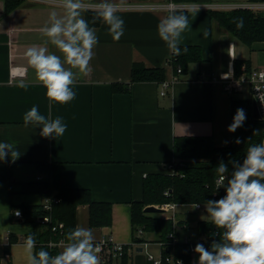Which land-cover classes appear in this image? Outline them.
<instances>
[{
    "label": "crops",
    "instance_id": "obj_1",
    "mask_svg": "<svg viewBox=\"0 0 264 264\" xmlns=\"http://www.w3.org/2000/svg\"><path fill=\"white\" fill-rule=\"evenodd\" d=\"M52 1L23 0L6 13L0 0V142L14 143L21 152L14 163L10 157L0 161V264H27L25 241L30 234L35 237L39 227L13 217V209L42 204L44 198L24 192L22 183L46 177L53 194L85 189L93 202L111 205V225L103 227H90L86 204L75 209V227L91 229L94 243L109 237L117 243H131V204L141 200L145 177L167 172L174 138L210 137L216 147L229 145L230 97L216 78L234 72L236 62L248 61L251 70L264 71V41L247 46L209 15V10L245 0H193L190 3L202 8L188 10L189 28L180 46H198L202 61L190 63L164 95L160 94L162 83L157 82L133 83L129 92L113 93L112 83H129L135 63L164 68L165 81L174 72L167 63L171 53L157 33L159 21L171 13L144 8L168 0H111L124 21L123 36L114 41L102 20L93 27L98 44L90 71L78 76L75 99L58 104L48 100L25 56L32 45L59 54L40 31L53 11L63 13ZM82 16L85 19L86 10ZM21 81L28 87H18ZM33 106L46 118L62 117L65 134L44 138L41 127H25L23 115ZM38 164L49 165V171L39 170ZM147 234L148 239H156L153 233ZM9 236L16 240L6 253ZM61 247L62 243L58 252ZM135 253L143 255L136 257L140 264L149 263L144 252Z\"/></svg>",
    "mask_w": 264,
    "mask_h": 264
},
{
    "label": "clouds",
    "instance_id": "obj_2",
    "mask_svg": "<svg viewBox=\"0 0 264 264\" xmlns=\"http://www.w3.org/2000/svg\"><path fill=\"white\" fill-rule=\"evenodd\" d=\"M55 3L63 13L58 15L53 11L49 23L40 31L59 54L50 52L46 46L32 45L25 56L35 81L45 89L48 100L67 104L76 97L73 86L78 76L89 73L93 50L98 44L95 29L89 26L82 12L94 10L95 19L107 25L114 41L123 36L124 21L117 15L118 6L111 0L94 4L86 0H55ZM234 23L237 29L244 26L243 18L235 19ZM188 28L186 15L172 13L159 21L157 33L169 52L179 56L189 50L187 46L180 47L182 34ZM17 86L28 87L23 81ZM22 119L25 127H41L40 135L44 138L62 137L67 129L62 117L46 118L37 106L25 112ZM246 119L245 110L238 108L227 131L236 132ZM241 142L240 138L234 141ZM20 155L14 143L0 142V161L10 157L14 163ZM215 172L216 191L223 188L225 194L217 200L204 202L207 215L203 217L217 229L212 235L218 238L212 240L209 248L201 243L195 245L194 252L199 257L197 264H264V142L249 146L242 161H220ZM197 207L198 203L193 206ZM94 239L91 229L78 225L65 234L61 250L52 255L44 248L34 251L36 240L30 234L25 241L27 264H100L99 247Z\"/></svg>",
    "mask_w": 264,
    "mask_h": 264
},
{
    "label": "trees",
    "instance_id": "obj_3",
    "mask_svg": "<svg viewBox=\"0 0 264 264\" xmlns=\"http://www.w3.org/2000/svg\"><path fill=\"white\" fill-rule=\"evenodd\" d=\"M23 0H4L5 12L9 13L21 4ZM144 1V0H134ZM175 3H190L193 0H172ZM257 2L262 0H249ZM172 13L184 14L188 17V11L183 9L174 10ZM171 13V14H172ZM211 18L217 21L219 26L230 35L249 46L253 42L264 41V11H253L250 9H230V10H209ZM94 10H86L85 20L90 27L99 25L100 19H95ZM243 18V28L237 29L234 20ZM181 49L185 46H180ZM188 52L179 56L171 54L167 63L176 74L180 69L183 74L190 63L202 61L201 50L198 46H187ZM244 64L243 70L240 66ZM234 73L238 76L242 71L249 73L251 68L248 61L235 64ZM165 81L164 68H146L141 64H133L130 71L129 83H112L113 93L129 92L130 85L138 82ZM249 92V91H248ZM230 97V124L238 108H243L247 119L241 128L230 133V142L226 147L214 146L210 137H180L173 140V173L164 172L162 174H152L145 177L142 186V198L140 201L131 204V224L135 235L136 229L142 228L145 233H153L156 239L164 238L171 231V222L162 221L158 214L145 213L146 206L172 202L176 205L194 206L200 204L204 207L207 200H217L225 192L221 188L216 191L215 180L217 179L215 167L220 161L228 163L230 160L242 161L249 146L259 144L264 140V121L256 120L252 117V97L250 93L247 98L238 96ZM236 138L242 141L240 144L234 143ZM167 163V164H168ZM41 171H49L50 166L38 164ZM231 171V165H229ZM230 174V172H229ZM23 191L27 193H38L43 198H55L52 201L50 211L43 209V204L35 206H23L18 210L22 213V219L26 223L39 224V231L36 238L34 251L44 248L50 254L58 253V245L63 243L65 234L75 228V209L79 204H86L89 207L90 227L110 226L112 221L111 205L108 203H96L91 199V194L85 189L62 190L57 194L51 191L49 177L39 180L23 182ZM165 192L168 194L166 195ZM59 203V204H58ZM23 210V211H22ZM14 211V209H13ZM34 213V214H33ZM48 215V223H38L39 219ZM28 221V222H27ZM30 221V222H29ZM57 223H62V229L52 230ZM196 229L206 233L208 237L217 229L210 222H197ZM34 236V235H33ZM61 236V237H60ZM16 239L8 237V245L4 251L9 252V245ZM133 242H137L136 236ZM51 245V246H50ZM126 249V248H125ZM116 264H131V256L124 252ZM112 262V263H113Z\"/></svg>",
    "mask_w": 264,
    "mask_h": 264
},
{
    "label": "built area",
    "instance_id": "obj_4",
    "mask_svg": "<svg viewBox=\"0 0 264 264\" xmlns=\"http://www.w3.org/2000/svg\"><path fill=\"white\" fill-rule=\"evenodd\" d=\"M39 2H50V0H32ZM55 3V1H52ZM145 9H156V10H165L169 13H172L174 10L183 9V10H192L202 8L197 4H181L175 3L172 0H168L163 5H149L144 7ZM250 9L253 11H264V0L257 2L243 3V4H232L224 6L221 10H230V9ZM169 59V58H168ZM180 69H177L176 74L170 81L162 82V89L160 91L161 95L166 93V89L171 86V84L177 79V76L180 75ZM216 81L221 83L224 91L228 96H238L244 90L248 89L252 100L256 102L257 111L261 121H264V71L260 69H252L249 73L242 71L238 76L234 72L230 71L229 73L221 74L216 78ZM264 142V140H263ZM175 164L168 163L165 166V169L168 173H173V168ZM167 195L168 193L165 192ZM52 201L57 202L58 199L55 198H44L43 207L45 210L50 211ZM154 207L161 210L159 218L162 221L171 222V231L165 235L164 238L150 240L145 237V233L142 228L136 229L135 236L136 238H141L140 242H131L127 245L114 242L110 237L102 239L98 243H95L99 247L98 257L100 264H112L113 261H119L124 254L127 252L131 255L132 252H136L137 247L142 249L144 252V257L149 264H197L198 254L194 252L195 245L197 243L203 244L206 248L210 247V244L213 239L218 237H208L206 233L199 232L196 229L197 237L196 239H191L187 233L188 224L185 221L177 220V211L176 208L178 205L172 202L162 203L153 205ZM202 205L199 204V207L195 208L196 210H201ZM19 212V215H17ZM13 217L22 219V213L20 210L13 211ZM50 217L48 215L43 216L39 219L38 223H48ZM39 225V224H37ZM63 224L57 223L53 226L52 230L62 229ZM155 246V252L149 251L150 247ZM126 248V249H125ZM5 257H8V254H5Z\"/></svg>",
    "mask_w": 264,
    "mask_h": 264
},
{
    "label": "rangeland",
    "instance_id": "obj_5",
    "mask_svg": "<svg viewBox=\"0 0 264 264\" xmlns=\"http://www.w3.org/2000/svg\"><path fill=\"white\" fill-rule=\"evenodd\" d=\"M249 0H245L244 3H248ZM249 95L248 89L244 90L241 94L238 95L239 98H247ZM177 211V220L185 221L188 224V229L186 235H188L192 240L196 239L197 232H196V225L199 221H206L203 216H206L205 207L201 210H196L193 206H186V205H178L176 208ZM155 214V213H153ZM202 217V218H201ZM135 236V235H134ZM146 238H150L148 234H145ZM152 239L154 236L151 237ZM149 251L155 252L156 248L152 245L148 249ZM134 257L131 258V264H140L139 260L136 257L143 256L142 254H136L135 252H130ZM112 264H116L113 262ZM149 264V263H148Z\"/></svg>",
    "mask_w": 264,
    "mask_h": 264
},
{
    "label": "water",
    "instance_id": "obj_6",
    "mask_svg": "<svg viewBox=\"0 0 264 264\" xmlns=\"http://www.w3.org/2000/svg\"><path fill=\"white\" fill-rule=\"evenodd\" d=\"M252 117H253L254 119H256V120H260V117H259V114H258V111H257V107H256V102H255L254 99L252 100ZM143 211H144L145 213H155V214L161 212L160 209L154 207L153 205L146 206V207L143 209ZM136 240H137V242H140V241H141V238L137 237ZM136 251H137V252H141L142 249H141L140 247H137Z\"/></svg>",
    "mask_w": 264,
    "mask_h": 264
},
{
    "label": "bare ground",
    "instance_id": "obj_7",
    "mask_svg": "<svg viewBox=\"0 0 264 264\" xmlns=\"http://www.w3.org/2000/svg\"><path fill=\"white\" fill-rule=\"evenodd\" d=\"M173 76V75H172ZM46 175V174H45ZM59 204V203H58ZM23 208V207H22ZM44 209V208H43ZM23 211V210H22ZM34 214V213H33ZM28 222V221H27ZM30 222V221H29ZM61 237V236H60ZM8 252V251H7Z\"/></svg>",
    "mask_w": 264,
    "mask_h": 264
}]
</instances>
